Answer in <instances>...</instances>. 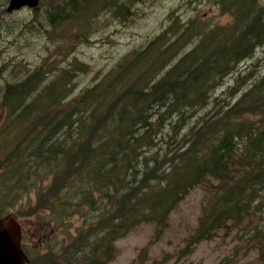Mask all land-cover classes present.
<instances>
[{
	"label": "trees",
	"instance_id": "obj_1",
	"mask_svg": "<svg viewBox=\"0 0 264 264\" xmlns=\"http://www.w3.org/2000/svg\"><path fill=\"white\" fill-rule=\"evenodd\" d=\"M146 2L58 0V21H37L87 40L104 12L125 20ZM210 2L229 21L172 13L92 82L80 85L91 68L75 58L24 65L0 89V217L35 191L31 211L53 233L29 264H109L140 225L162 237L197 187L206 203L180 258L222 235L264 264V0Z\"/></svg>",
	"mask_w": 264,
	"mask_h": 264
},
{
	"label": "rangeland",
	"instance_id": "obj_2",
	"mask_svg": "<svg viewBox=\"0 0 264 264\" xmlns=\"http://www.w3.org/2000/svg\"><path fill=\"white\" fill-rule=\"evenodd\" d=\"M7 1L0 0L1 11L4 10L2 4ZM50 1L44 0V3ZM210 1L212 0H148L146 3H140L139 11L125 19L126 21L120 16L104 12L99 21L100 29H96L92 34L86 33L87 40L76 36L77 27L59 26L58 29H51L45 26V31H40V24L46 22L45 18H41L40 8L36 13L29 10L13 15L3 12L6 17L0 19V30H4L0 33V89L17 80L14 75L19 73L18 70L24 65L34 69L33 67L43 62L58 63L75 58L88 63L91 68L90 73H81L79 76L80 85L92 82L97 75L109 70L122 56L142 47L149 39L161 33L168 26L172 13L182 20L196 16L201 21L210 23L229 21V16L222 14L218 6ZM20 18L26 21L20 23ZM32 19L33 23H36L33 24ZM17 21L19 23L15 24ZM7 24L15 25L6 27ZM64 30L71 33L64 35ZM55 31L56 33L51 34ZM5 33L11 36L10 41H3ZM259 53L263 56L262 50ZM227 80L230 81L231 78ZM4 117V111L0 107V129ZM1 172L0 169V174ZM1 194L0 191V198ZM35 194V191L23 193L21 198L18 197L16 203L11 204L12 207L9 204L7 212L3 213H20L18 220L22 230V246L33 259L36 258L34 255L37 252L44 253L46 245L53 237L50 229L45 228L44 213L37 209L31 211L36 199ZM206 195L207 192L202 187L192 190L173 212L170 227L159 239L153 237L154 224L144 223L116 241V256L109 264H218L222 261L228 264H250L255 261L256 252L247 250L243 241L232 236L223 238L222 235L214 240L198 243L192 254L180 258L179 251L185 246V238L199 221L206 203ZM11 197L12 194L7 200ZM0 204L2 205V202ZM40 215L43 218H40ZM64 236V233L60 234L63 239ZM152 239L155 241L144 252V247ZM32 261L29 259L28 264Z\"/></svg>",
	"mask_w": 264,
	"mask_h": 264
},
{
	"label": "water",
	"instance_id": "obj_3",
	"mask_svg": "<svg viewBox=\"0 0 264 264\" xmlns=\"http://www.w3.org/2000/svg\"><path fill=\"white\" fill-rule=\"evenodd\" d=\"M39 0H10L9 12L28 6L37 7ZM29 260L22 247V230L13 214L0 217V264H25Z\"/></svg>",
	"mask_w": 264,
	"mask_h": 264
},
{
	"label": "flooded vegetation",
	"instance_id": "obj_4",
	"mask_svg": "<svg viewBox=\"0 0 264 264\" xmlns=\"http://www.w3.org/2000/svg\"><path fill=\"white\" fill-rule=\"evenodd\" d=\"M9 2H10V0H8L7 2H5L3 5H2V8H4V10H0V19H2V18H5L6 16H5V14H15V13H20V12H23V11H25V10H29V11H31L32 13H34V10H32L30 7H27V6H25V7H22L21 9H18V10H14V11H11V12H9L8 10H7V7H8V5H9ZM52 2H53V5H55L54 7V9H53V14H52V17L47 13V11H48V5H49V3H47V4H45L44 3V0H39V4H40V6H39V8H40V13H41V18H46V17H50V18H52V20H53V22H57L58 20V16H59V13H58V7H57V5H58V0H52ZM45 9H46V11H45ZM3 12H5V14L3 13ZM21 19V21H20V23L21 22H24V21H26V19H24V18H20ZM19 22L17 21L15 24H18ZM15 24H13V25H15ZM13 25H11V24H7V25H5L6 27H10V26H13ZM42 29L45 31V27L43 26V25H41V30L40 31H42ZM2 31H4L3 29L2 30H0V33H2ZM21 31H23L24 32V30L21 28ZM48 32H50L49 30H48ZM53 33H56V31L55 32H51V34H53ZM47 34H49L50 35V33H47ZM5 35V36H4ZM11 40V36H7V34L5 33V34H3V41L4 42H6V41H10ZM23 241V240H22Z\"/></svg>",
	"mask_w": 264,
	"mask_h": 264
},
{
	"label": "bare ground",
	"instance_id": "obj_5",
	"mask_svg": "<svg viewBox=\"0 0 264 264\" xmlns=\"http://www.w3.org/2000/svg\"><path fill=\"white\" fill-rule=\"evenodd\" d=\"M39 6H40V4H38V6L37 7H33V8H31V9H34V13H36L35 11V9H38L39 8ZM38 11V10H37Z\"/></svg>",
	"mask_w": 264,
	"mask_h": 264
}]
</instances>
